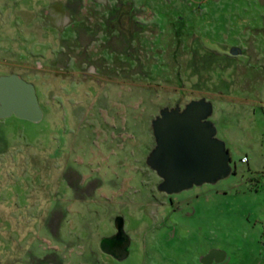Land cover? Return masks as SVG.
Wrapping results in <instances>:
<instances>
[{"label":"rangeland","instance_id":"374dc122","mask_svg":"<svg viewBox=\"0 0 264 264\" xmlns=\"http://www.w3.org/2000/svg\"><path fill=\"white\" fill-rule=\"evenodd\" d=\"M12 73L43 117L0 118V264H202L210 243L258 264L264 173L240 157L264 145V0H0ZM200 98L232 172L166 194L151 121ZM118 215L121 261L99 246Z\"/></svg>","mask_w":264,"mask_h":264},{"label":"water","instance_id":"95a60500","mask_svg":"<svg viewBox=\"0 0 264 264\" xmlns=\"http://www.w3.org/2000/svg\"><path fill=\"white\" fill-rule=\"evenodd\" d=\"M212 112V103L200 98L183 108L164 107L151 121L155 145L146 163L161 178V192L176 194L216 183L231 174V155L225 141L216 136L217 128L209 119ZM10 116L31 122L43 117L34 84L15 73L0 76V118ZM114 228L113 234L101 238L99 246L102 252L121 261L128 257L131 243L123 216L114 218ZM224 254L212 248L200 260L202 264L219 263Z\"/></svg>","mask_w":264,"mask_h":264},{"label":"crops","instance_id":"0c3cea01","mask_svg":"<svg viewBox=\"0 0 264 264\" xmlns=\"http://www.w3.org/2000/svg\"><path fill=\"white\" fill-rule=\"evenodd\" d=\"M262 135V138L259 140V141H262V143L264 144V135L263 133H261ZM222 139H224V141L226 142V146L227 148L229 149L230 153H231V158H232V151H234V147L232 146V142L230 141L228 135H223L222 136ZM259 139V138H258ZM252 152V153H251ZM251 152H248V151H243V154L241 157H243V155H247V164L250 165L253 164L255 167L257 166L263 173H264V145L262 146V148H256L254 150H251ZM240 157V158H241ZM218 193V192H217ZM184 200V199H183ZM182 199L179 200V202L183 201ZM263 246V245H262ZM212 248H216V249H223L221 248V246H219L218 244L216 243H210L207 248L205 249V252H202L200 254V258L206 254L210 249ZM264 248V246H263ZM224 252V251H223ZM225 253V252H224ZM245 259V256H242L240 257V260L239 261H235V263H239L240 261H243ZM252 259V262L254 263H258V264H262V262L264 263V255L262 254V251L261 253H259L258 256H254L251 258ZM233 261L232 260V256H230L228 254V252H226L224 254V259L217 263V264H227V262L229 261ZM215 262H213L212 264H214Z\"/></svg>","mask_w":264,"mask_h":264},{"label":"built area","instance_id":"2783aa9c","mask_svg":"<svg viewBox=\"0 0 264 264\" xmlns=\"http://www.w3.org/2000/svg\"><path fill=\"white\" fill-rule=\"evenodd\" d=\"M241 162H247V156H243L240 158ZM263 231H264V226H263Z\"/></svg>","mask_w":264,"mask_h":264},{"label":"trees","instance_id":"16d2710c","mask_svg":"<svg viewBox=\"0 0 264 264\" xmlns=\"http://www.w3.org/2000/svg\"><path fill=\"white\" fill-rule=\"evenodd\" d=\"M121 14H123L122 12H121ZM120 16V15H119ZM15 117V116H14ZM17 118V117H16Z\"/></svg>","mask_w":264,"mask_h":264},{"label":"flooded vegetation","instance_id":"af4514ba","mask_svg":"<svg viewBox=\"0 0 264 264\" xmlns=\"http://www.w3.org/2000/svg\"><path fill=\"white\" fill-rule=\"evenodd\" d=\"M111 257V256H110ZM113 258V257H112Z\"/></svg>","mask_w":264,"mask_h":264}]
</instances>
